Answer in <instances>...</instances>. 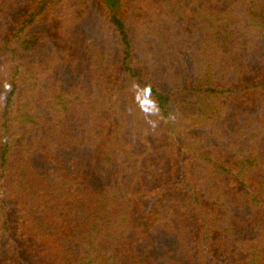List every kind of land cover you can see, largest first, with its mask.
<instances>
[{
	"label": "trees",
	"instance_id": "obj_1",
	"mask_svg": "<svg viewBox=\"0 0 264 264\" xmlns=\"http://www.w3.org/2000/svg\"><path fill=\"white\" fill-rule=\"evenodd\" d=\"M154 2L38 64L0 0V264H264V0Z\"/></svg>",
	"mask_w": 264,
	"mask_h": 264
},
{
	"label": "rangeland",
	"instance_id": "obj_2",
	"mask_svg": "<svg viewBox=\"0 0 264 264\" xmlns=\"http://www.w3.org/2000/svg\"><path fill=\"white\" fill-rule=\"evenodd\" d=\"M117 14L125 19L129 31L139 32L145 27L156 28L163 24V19L158 18L154 0H118ZM20 12V9L17 13ZM107 7L104 0H49V5L40 18L31 28V34L43 36L39 47L32 52L31 60L45 63L46 59L57 55L65 46H86L89 43L105 42L103 32L108 29L106 19ZM24 14V11L22 12ZM160 14V13H159ZM173 28V31H179ZM113 51L116 49L112 44ZM116 56L115 54H113ZM57 58V57H55ZM51 64V60H50ZM63 75L64 71H58ZM203 133L204 131H194ZM205 145L213 141L209 135L205 136Z\"/></svg>",
	"mask_w": 264,
	"mask_h": 264
}]
</instances>
